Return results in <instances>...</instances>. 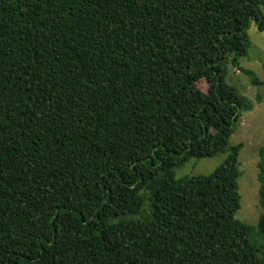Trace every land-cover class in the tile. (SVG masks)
Wrapping results in <instances>:
<instances>
[{
  "label": "trees",
  "instance_id": "trees-1",
  "mask_svg": "<svg viewBox=\"0 0 264 264\" xmlns=\"http://www.w3.org/2000/svg\"><path fill=\"white\" fill-rule=\"evenodd\" d=\"M262 6L0 0V264H264L228 147L252 105L225 81L231 65L262 84L239 63ZM221 153L210 175L174 177ZM258 179L264 210L263 163ZM156 181L147 221L106 223Z\"/></svg>",
  "mask_w": 264,
  "mask_h": 264
},
{
  "label": "rangeland",
  "instance_id": "rangeland-1",
  "mask_svg": "<svg viewBox=\"0 0 264 264\" xmlns=\"http://www.w3.org/2000/svg\"><path fill=\"white\" fill-rule=\"evenodd\" d=\"M264 20V6L261 7ZM247 34L250 46L247 56L239 60L240 66L250 71L261 85H254L250 76L243 74L231 65L228 66V74L225 81L234 87L239 94L246 97L251 105V110L244 111L234 126L233 133L228 140V147L241 144L238 153V192L240 195V209L236 219L251 228L254 244L258 250V256L264 259V241L257 231L259 218L264 210L260 203V182L258 179L261 163L264 164V30L258 31L252 23ZM197 88L205 93L207 84L201 80ZM227 157L226 153L218 154L213 158L190 159L180 168L174 170V177L182 180L187 177L210 175L218 168ZM159 181L154 182L149 188L141 192L144 204L134 214L114 217L106 220V223L119 221H147L151 214V195Z\"/></svg>",
  "mask_w": 264,
  "mask_h": 264
}]
</instances>
